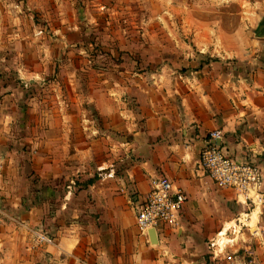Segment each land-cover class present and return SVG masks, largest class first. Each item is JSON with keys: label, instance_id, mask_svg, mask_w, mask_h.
Listing matches in <instances>:
<instances>
[{"label": "crops", "instance_id": "1", "mask_svg": "<svg viewBox=\"0 0 264 264\" xmlns=\"http://www.w3.org/2000/svg\"><path fill=\"white\" fill-rule=\"evenodd\" d=\"M2 24L0 264H239L240 244L226 246L230 262L210 242L230 230L244 236L246 224L237 223L245 204L216 186L199 157L209 132L220 130L232 158L260 161L264 198V108L246 84L264 72H235L213 54L183 61L181 73L138 70L140 51L117 44L137 54L123 55L132 69L121 78L81 56L89 44L72 28ZM157 178L187 201L181 229L164 227L152 243L135 216ZM258 216L264 233V202ZM33 228L54 244L33 247ZM254 259L264 264V251Z\"/></svg>", "mask_w": 264, "mask_h": 264}, {"label": "rangeland", "instance_id": "2", "mask_svg": "<svg viewBox=\"0 0 264 264\" xmlns=\"http://www.w3.org/2000/svg\"><path fill=\"white\" fill-rule=\"evenodd\" d=\"M1 14L8 19L2 21ZM263 18L264 0H7L0 3V25L46 32L72 28L78 34V41L86 38L90 45L81 56L93 62L98 60L96 66L100 68L113 66L123 74H119L121 78L132 69L127 65V57L123 58L125 53L129 57L141 54L138 70L158 73L164 67L179 73L186 71L181 63L196 60L201 54L204 58L210 54L214 56L212 59L228 58L234 63L235 72L262 73L264 38H256L253 32ZM117 44L121 50L135 47L140 53L113 49ZM254 59L260 65L235 67L236 61ZM259 76L247 77L246 84L253 86L254 103L264 108V79ZM258 161L254 163L259 164ZM255 207L254 210L251 203L245 204L241 213L246 216L239 217L241 222L237 224H246L242 227L244 236L238 237L230 230L227 238H218L222 243L228 241L230 247L232 243L240 244V253L247 251L253 259L257 251L258 254L264 251V233L257 227L261 207L258 204Z\"/></svg>", "mask_w": 264, "mask_h": 264}, {"label": "built area", "instance_id": "3", "mask_svg": "<svg viewBox=\"0 0 264 264\" xmlns=\"http://www.w3.org/2000/svg\"><path fill=\"white\" fill-rule=\"evenodd\" d=\"M223 134L220 130L209 132L208 138L212 141L205 146L199 157L201 168L220 189L232 190L244 204H257L261 207L263 198V171L260 165L251 162H240L232 158L221 145ZM219 144H215L216 142ZM187 201L186 195L167 178H157L152 181L151 189L144 204L138 208L135 216L140 234L148 236L154 231L166 227L172 231L181 229V211ZM30 241L33 247H41L54 244L51 236L42 229L33 228L29 231ZM226 243L218 239L210 242V247L216 251V255H224L227 261L232 262L231 255H226ZM240 250L236 253L238 254ZM214 255V254H213ZM244 255V256H243ZM239 264H258L250 254L243 252Z\"/></svg>", "mask_w": 264, "mask_h": 264}, {"label": "water", "instance_id": "4", "mask_svg": "<svg viewBox=\"0 0 264 264\" xmlns=\"http://www.w3.org/2000/svg\"><path fill=\"white\" fill-rule=\"evenodd\" d=\"M253 34L256 38H264V18L259 22ZM149 237L152 243H156V240H155L156 236H155L154 231L149 232Z\"/></svg>", "mask_w": 264, "mask_h": 264}, {"label": "trees", "instance_id": "5", "mask_svg": "<svg viewBox=\"0 0 264 264\" xmlns=\"http://www.w3.org/2000/svg\"><path fill=\"white\" fill-rule=\"evenodd\" d=\"M45 232V231H44Z\"/></svg>", "mask_w": 264, "mask_h": 264}]
</instances>
